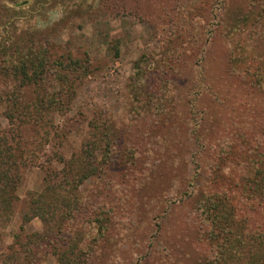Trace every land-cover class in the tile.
Returning <instances> with one entry per match:
<instances>
[{"label":"rangeland","instance_id":"1","mask_svg":"<svg viewBox=\"0 0 264 264\" xmlns=\"http://www.w3.org/2000/svg\"><path fill=\"white\" fill-rule=\"evenodd\" d=\"M33 1L22 55L53 59L0 76V264H59L62 196L85 264H207L208 195L264 231V0Z\"/></svg>","mask_w":264,"mask_h":264},{"label":"trees","instance_id":"2","mask_svg":"<svg viewBox=\"0 0 264 264\" xmlns=\"http://www.w3.org/2000/svg\"><path fill=\"white\" fill-rule=\"evenodd\" d=\"M35 5L33 0H0V76H13L15 81L22 84H29L36 79L42 80L46 73V64L52 62L53 59L48 49L40 52L38 57L22 55L21 47L27 45L28 35L23 34L24 28L21 26V20L25 16L29 17L28 14L34 11ZM36 63L38 66L35 65ZM2 144L3 141L0 140V147ZM260 167L263 171L257 173L259 181H253L248 185L249 190L253 189L248 191V195L262 202L264 201V163ZM97 170L98 168H95L94 171L86 173L85 168L80 169L78 175H74V182H77L76 190L88 178L96 175ZM102 175L103 173L100 174ZM60 200L67 207L63 208L59 221H57V230L52 227L57 233L54 234L52 231L47 238L52 243L51 247L57 246L56 255L59 264H85L84 250L79 249L76 252L82 239L76 229H69L66 224V221L73 219V215L79 210L80 199L76 197L69 199L73 205H70L66 196L64 198L62 196ZM7 202L11 203V200L6 199L4 191H0L1 206L6 208L9 206ZM49 204L46 196H39L37 203L33 201L32 204L34 216L48 222L49 213L46 206ZM199 210L204 219L212 225V231L208 234L207 240L212 246L213 258L207 264H264V231L253 230L245 221L239 219L236 208L228 197L217 194L203 196L199 201ZM1 213L3 214L2 211ZM25 218V222H28L31 217L25 216ZM16 262V264H21L19 259Z\"/></svg>","mask_w":264,"mask_h":264}]
</instances>
